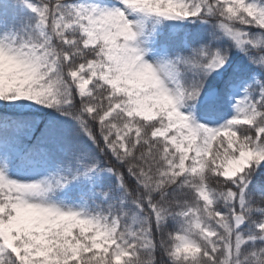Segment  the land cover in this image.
Masks as SVG:
<instances>
[{"label": "snow or ice", "instance_id": "6c2138e0", "mask_svg": "<svg viewBox=\"0 0 264 264\" xmlns=\"http://www.w3.org/2000/svg\"><path fill=\"white\" fill-rule=\"evenodd\" d=\"M0 264H264V0H0Z\"/></svg>", "mask_w": 264, "mask_h": 264}]
</instances>
